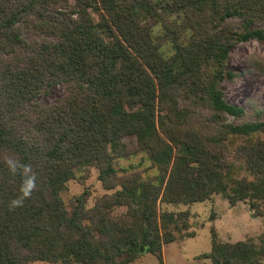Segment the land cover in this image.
<instances>
[{"label":"trees","instance_id":"obj_1","mask_svg":"<svg viewBox=\"0 0 264 264\" xmlns=\"http://www.w3.org/2000/svg\"><path fill=\"white\" fill-rule=\"evenodd\" d=\"M250 39L264 41V0H0V264H133L141 245L163 262L190 228L163 205L218 193L264 214V119L239 121L222 88ZM54 85L66 94L41 104ZM135 151L149 166L120 174ZM90 167L114 191L69 207L62 192ZM211 235L213 264H264V236Z\"/></svg>","mask_w":264,"mask_h":264},{"label":"rangeland","instance_id":"obj_2","mask_svg":"<svg viewBox=\"0 0 264 264\" xmlns=\"http://www.w3.org/2000/svg\"><path fill=\"white\" fill-rule=\"evenodd\" d=\"M84 19L99 22L101 13L92 8L80 9ZM238 24V19L230 20ZM156 35L163 33L162 26L154 28ZM28 39L36 37L35 34L26 32ZM104 38V37H103ZM106 38L108 39L109 37ZM228 68L235 72L234 79L222 82L226 99L233 104L245 107L246 115L240 118L255 120L264 119V41L250 39L249 41L236 44L230 52ZM66 94L64 85H54L48 94L39 96L38 101L44 105H50ZM128 146L137 147V139L128 136L125 139ZM149 166L146 156L141 151H135L118 161L117 167L120 174L125 170H143ZM153 170L148 173L152 174ZM242 174L245 172L242 170ZM114 190H107L99 179V170L90 167L86 171H81L76 178L67 183L62 196L66 204L70 207L76 195L83 192L88 193V206L92 207L98 197ZM163 208L175 211H189L190 228L177 233V239L165 244L162 249L163 262L152 252H148L144 246V251L133 264H213L210 258L202 257L211 251L212 235L211 229L214 227L218 238L222 242H236L239 240H253L257 245H261L264 236V214L251 206L248 201H239L231 204L230 200L223 194L218 193L211 199L195 202L190 205H163ZM264 211V206H262ZM124 208H120L115 213H122ZM188 233L194 234L188 237ZM33 264H63L45 261H36ZM79 264V263H75Z\"/></svg>","mask_w":264,"mask_h":264},{"label":"clouds","instance_id":"obj_3","mask_svg":"<svg viewBox=\"0 0 264 264\" xmlns=\"http://www.w3.org/2000/svg\"><path fill=\"white\" fill-rule=\"evenodd\" d=\"M27 187H28V191H29V192H30V190L32 189V187H34V184H33V182H32L31 180L27 182ZM25 194L27 195L28 192H26ZM13 203H14V204H15V203H18V201H14Z\"/></svg>","mask_w":264,"mask_h":264},{"label":"water","instance_id":"obj_4","mask_svg":"<svg viewBox=\"0 0 264 264\" xmlns=\"http://www.w3.org/2000/svg\"><path fill=\"white\" fill-rule=\"evenodd\" d=\"M140 251L143 252L144 251V245H141L140 247ZM223 264H228L227 262H224Z\"/></svg>","mask_w":264,"mask_h":264}]
</instances>
